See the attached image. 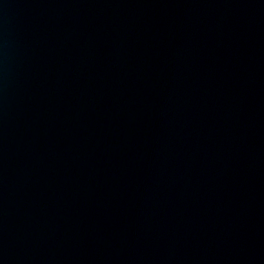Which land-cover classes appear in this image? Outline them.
<instances>
[{
  "label": "water",
  "instance_id": "obj_1",
  "mask_svg": "<svg viewBox=\"0 0 264 264\" xmlns=\"http://www.w3.org/2000/svg\"><path fill=\"white\" fill-rule=\"evenodd\" d=\"M0 264H264V0H0Z\"/></svg>",
  "mask_w": 264,
  "mask_h": 264
}]
</instances>
